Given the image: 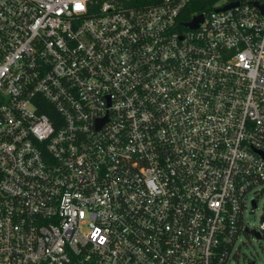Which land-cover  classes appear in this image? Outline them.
<instances>
[{
    "label": "built area",
    "instance_id": "built-area-1",
    "mask_svg": "<svg viewBox=\"0 0 264 264\" xmlns=\"http://www.w3.org/2000/svg\"><path fill=\"white\" fill-rule=\"evenodd\" d=\"M196 1L0 0V264H231L264 238V0Z\"/></svg>",
    "mask_w": 264,
    "mask_h": 264
},
{
    "label": "rangeland",
    "instance_id": "rangeland-1",
    "mask_svg": "<svg viewBox=\"0 0 264 264\" xmlns=\"http://www.w3.org/2000/svg\"><path fill=\"white\" fill-rule=\"evenodd\" d=\"M254 194H250L244 213L245 220L251 228L257 227L261 223V217L264 213V185L262 190L256 194L258 206L252 210L251 198ZM237 248L239 253L232 258L231 264H249L252 261H255V264H264V238L259 239L257 236L244 233L239 236Z\"/></svg>",
    "mask_w": 264,
    "mask_h": 264
},
{
    "label": "trees",
    "instance_id": "trees-1",
    "mask_svg": "<svg viewBox=\"0 0 264 264\" xmlns=\"http://www.w3.org/2000/svg\"><path fill=\"white\" fill-rule=\"evenodd\" d=\"M206 3H207L206 0H201V2L196 1L190 3L188 6V11L185 15H183V18H190L192 14H194L195 12H202V10H204L207 6Z\"/></svg>",
    "mask_w": 264,
    "mask_h": 264
},
{
    "label": "water",
    "instance_id": "water-1",
    "mask_svg": "<svg viewBox=\"0 0 264 264\" xmlns=\"http://www.w3.org/2000/svg\"><path fill=\"white\" fill-rule=\"evenodd\" d=\"M203 20V15L200 14L196 16L192 21L187 22L186 24L191 26V27H197L198 24ZM257 235L260 236V233L257 232Z\"/></svg>",
    "mask_w": 264,
    "mask_h": 264
}]
</instances>
